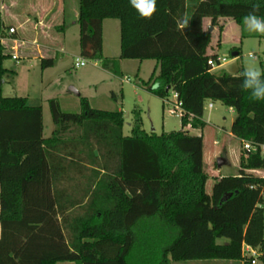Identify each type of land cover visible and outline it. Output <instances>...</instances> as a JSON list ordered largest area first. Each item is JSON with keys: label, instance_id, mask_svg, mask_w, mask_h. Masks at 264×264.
Instances as JSON below:
<instances>
[{"label": "trees", "instance_id": "obj_1", "mask_svg": "<svg viewBox=\"0 0 264 264\" xmlns=\"http://www.w3.org/2000/svg\"><path fill=\"white\" fill-rule=\"evenodd\" d=\"M260 2L256 15L264 18ZM251 3L157 0L156 13L145 19L130 0H79L80 53L116 75L123 59L156 60L148 89L163 99L178 93L183 127H204L206 101H221L237 114L232 134L262 144L264 100L242 89L244 70L214 73L209 61H220L208 52L212 32L204 28L206 18L220 36L223 19L244 25ZM185 14L191 20L184 31L178 21ZM107 18L120 20L119 57L103 54ZM5 28L0 16V31ZM12 56L0 43L2 79L15 74L4 66ZM55 62L42 58L41 67ZM49 106L55 128L44 137L42 105L0 91V264L242 260L245 244L264 252V177L223 179L214 190L216 210L239 198L240 215L207 216L202 136L184 129L148 133L138 110L125 135L122 111L93 108L84 96L80 113L63 111L55 98ZM241 167L264 170V155L243 150ZM223 237L229 241L218 243Z\"/></svg>", "mask_w": 264, "mask_h": 264}, {"label": "rangeland", "instance_id": "obj_2", "mask_svg": "<svg viewBox=\"0 0 264 264\" xmlns=\"http://www.w3.org/2000/svg\"><path fill=\"white\" fill-rule=\"evenodd\" d=\"M35 2L36 0H0V16L5 18L7 24L18 21L23 17L26 18ZM6 14H9V16ZM210 23L209 20L206 23V28L212 27ZM227 24L225 36H220L217 27H214L211 31L210 49L216 52L221 59V63H224L221 67H217L218 64L216 63L214 73L217 75L224 72L238 74L250 64L264 69V35L249 32L244 25H240L232 19H228ZM103 32L105 51L108 54H119L121 43L120 20L108 18L104 23ZM235 36L242 37L243 42H236ZM219 40L221 41L220 44ZM70 47L71 49H78L79 42L75 38H70ZM237 51H240V55H233ZM77 56L82 57L81 55ZM59 58L61 59L60 63L55 67H51L44 75L41 72L43 68L38 66L26 72L24 71L20 77L11 74L4 77V96L30 95L44 104L46 137L51 135V130L54 127L49 99H57L65 112L80 113L82 110L81 96L87 97L93 108L122 111L125 119L123 128L125 135H131L133 132L136 110L140 113L142 128L148 133L162 134L164 132L186 130L183 127L181 116L170 114L164 99L148 89L146 83L155 71V60H144L139 70L140 60L125 59L121 74L111 76L103 70L98 73L99 70L95 65L99 66L100 63L97 64L96 60L85 58L86 65L75 67L76 57H72L70 54H61ZM224 58L225 61H223ZM26 62L27 60L23 58L17 60L16 63L12 58L7 59V63L12 68L17 69L27 65ZM158 72L159 69L156 70V75ZM125 76L130 77L131 81L126 82ZM15 83L16 86H14ZM71 86L76 87L82 95L78 96L74 91H71ZM169 97L174 99L173 91H170ZM210 103H213V108L209 107ZM236 115L235 110L223 102L207 100L203 116L204 127L190 130L191 134L203 137L205 189L210 197V199L206 197L204 203L207 216L240 215L239 198L228 203L222 211L216 210L218 201L216 197L214 198V190L215 186L218 183L221 184L223 179L233 178L236 180L245 173L264 177L263 169L254 173V170L248 171L241 167L244 143L231 132ZM220 158L226 159V164L222 167L218 166ZM228 241L229 239L226 237L218 239L220 244ZM197 261L185 260L180 261V264H195L198 263ZM217 261H220L218 263H224L221 261H227L228 263L230 260L218 259ZM257 261L258 264H264V257L260 255ZM235 263L252 264L246 259H243V262L237 261Z\"/></svg>", "mask_w": 264, "mask_h": 264}, {"label": "crops", "instance_id": "obj_3", "mask_svg": "<svg viewBox=\"0 0 264 264\" xmlns=\"http://www.w3.org/2000/svg\"><path fill=\"white\" fill-rule=\"evenodd\" d=\"M6 15L9 16V14H6ZM78 17H79V0H36V2L33 3L31 12L28 13V16H26V18L23 17V18H20L18 21L7 24L5 21V18L1 17L6 28H9L11 26L16 27L17 28L16 36L19 39H22L26 42L25 44L22 45L19 51H15L12 47L13 44L11 43L12 45H11V48L9 47V51L12 54L18 53L20 56L19 59L23 58L27 60L26 63H28L24 67L17 69V68H12L11 65L7 63V60H5L4 66L9 69H14L15 74L13 75L15 77L16 76L20 77L21 73H24V71L26 72L38 66L41 67L42 58H55L56 62L54 66H51V67H55L56 65L60 63L61 59L59 58V55L61 54H70L72 57L77 58L78 57L77 55H81L80 53V25L77 22ZM107 19L103 21V31H104V23ZM209 20H210L209 18L204 19V28H206V23ZM223 21L225 22V28H224V31L222 32V35L225 36V33L227 32V27H228V24H227L228 19H223ZM70 38H75L76 41L79 42L78 49H71ZM120 40H121V37H120ZM235 41L242 43L243 39L242 37L239 38L235 36ZM210 47L208 50L209 54L215 53L214 51L210 49ZM237 53L238 51L233 53V55L237 56ZM103 54L107 57H119L121 54V43H120L119 54L117 53L108 54V52L105 51L104 32H103ZM17 60L14 59L15 63L17 62ZM124 61L125 59L121 60L122 69L124 68ZM143 61L140 60L139 70L143 64ZM219 61H220V64L217 67L223 66L224 63H221L220 58H219ZM96 63L99 64L98 61H96ZM95 66L96 68H98L97 70H99L98 73H101L102 72L101 70H103L104 72L111 74V76H115L112 72L103 69L100 66V64L99 66L98 65H95ZM157 66L158 64L156 61V63L154 64L155 69L157 68ZM51 67L43 68L41 71L42 75H44L45 72H47ZM214 70H215V66H214ZM3 84H4V78L2 80V88H1L2 93H3ZM14 86H16V83L14 84ZM71 87H74V86H71ZM81 95L82 93L80 92V95L78 96H81ZM23 97H27L29 100V103L32 105H37V104L42 105L43 118H44V137H46L45 136V106L44 104L38 101L37 98H32L30 95H25ZM54 128H55V125L51 130V134ZM185 128L189 132L190 130L194 129L191 127V125H188ZM261 256L264 257V252H262ZM217 260L218 259L198 260L197 261L198 263H195V264H236L235 262L237 261L243 262V259L242 260H230L228 263L227 261H221L224 263H218L220 261H217ZM55 264H75V262L63 261V262H57ZM172 264H180V261H172ZM256 264H258V261Z\"/></svg>", "mask_w": 264, "mask_h": 264}, {"label": "clouds", "instance_id": "obj_4", "mask_svg": "<svg viewBox=\"0 0 264 264\" xmlns=\"http://www.w3.org/2000/svg\"><path fill=\"white\" fill-rule=\"evenodd\" d=\"M130 3L145 19H151L157 11V0H130ZM260 7V0H252V10L243 18V23L247 31L264 35V18L256 15ZM190 20L191 18L185 14L178 21L180 29L185 31L189 27ZM241 75L243 76L242 89L250 91L254 100H264V69L250 64Z\"/></svg>", "mask_w": 264, "mask_h": 264}, {"label": "built area", "instance_id": "obj_5", "mask_svg": "<svg viewBox=\"0 0 264 264\" xmlns=\"http://www.w3.org/2000/svg\"><path fill=\"white\" fill-rule=\"evenodd\" d=\"M16 34H17V28L16 27L11 26L9 28H5L4 30L0 31V43L5 44L8 47L12 43L13 49L15 51H19L21 49L22 45L25 44L26 42L22 39H19L16 36ZM12 57L15 60L20 58L18 53H14ZM223 61H225V58L223 59ZM86 63H87V61L85 58L77 57L75 59L74 65H75V67H81V66L86 65ZM209 63L213 67L216 64V62H213L212 60H210ZM126 81L130 82L131 81L130 77H126ZM173 98L174 99H170V97L164 98V102L167 106L169 113L173 114V115H180L181 117L184 116L186 114V111L183 107V102L179 99V95L177 92H173ZM213 106H214L213 103L209 104L210 108H213ZM243 143H244V150L246 152L260 150L261 153L264 155V143L257 144V143H254L252 141H244ZM256 172H258V170L257 171L254 170V173H256ZM261 254H262V251L259 248L252 247V246L246 245V244L243 246L244 259L248 260L252 264L257 263V258Z\"/></svg>", "mask_w": 264, "mask_h": 264}, {"label": "water", "instance_id": "obj_6", "mask_svg": "<svg viewBox=\"0 0 264 264\" xmlns=\"http://www.w3.org/2000/svg\"><path fill=\"white\" fill-rule=\"evenodd\" d=\"M214 27H211L210 28V32L212 31ZM2 78H0V91H1V88H2ZM71 91H74L77 95H80V92L75 88V87H71L70 88ZM170 90V87L167 88V91ZM224 164H226V159L225 158H220L219 161H218V166L219 167H222ZM231 195V193H228L225 195V198L229 197Z\"/></svg>", "mask_w": 264, "mask_h": 264}]
</instances>
